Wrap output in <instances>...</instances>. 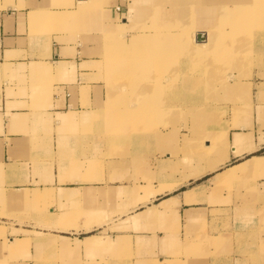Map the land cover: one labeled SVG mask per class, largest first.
<instances>
[{"label":"crops","instance_id":"0c3cea01","mask_svg":"<svg viewBox=\"0 0 264 264\" xmlns=\"http://www.w3.org/2000/svg\"><path fill=\"white\" fill-rule=\"evenodd\" d=\"M221 1L0 0V198L17 206L24 195L56 196L59 209L49 208L45 225H59L63 236L78 238L76 248L82 251L105 244L110 250L131 247L134 260L147 256V264H153L184 244L195 245L197 238L207 241L218 218L214 214L232 208L222 202L228 192L220 183L264 171V112L255 105L239 114L235 127L227 133L222 129L217 153L206 139L200 163L207 166L199 175L177 173L175 182L167 176L169 169L164 172L176 159L175 145L165 146L164 132L156 141L141 143L142 167L135 178L133 144L125 142L123 156H115L118 147L100 140L95 119L101 112L96 103L106 97L110 64L105 59L109 61L110 38L118 36V18L129 30L127 40L139 33L174 39L180 31L173 28L152 33L128 27L132 20L150 19L170 25L178 20L175 6L184 9L187 2L182 16L206 28L215 21L214 5ZM80 118L92 124L76 123ZM108 149L112 156L106 157ZM253 159L260 166L236 168L222 177ZM1 217L16 229L33 228ZM98 229L106 230L109 241L96 236Z\"/></svg>","mask_w":264,"mask_h":264},{"label":"rangeland","instance_id":"374dc122","mask_svg":"<svg viewBox=\"0 0 264 264\" xmlns=\"http://www.w3.org/2000/svg\"><path fill=\"white\" fill-rule=\"evenodd\" d=\"M250 1L253 4L246 12L233 0L218 2L214 5L215 21L207 22L206 28L204 23L190 22L185 17L178 21L186 10L179 6L174 10L178 20L170 25L150 19L132 20L128 27L152 33L173 28L183 33L174 39L158 36L162 33L142 38L139 33L127 40L129 30L117 19L118 36L110 38L109 61L105 59L110 64L104 77L106 97L96 103L101 112L95 120L100 122V140L118 147L115 156H123L125 142L133 144L135 178L141 172L143 141H156L157 135L164 132L165 146H176L172 149L176 159L164 171L169 169L166 175L175 182L177 173L188 170L194 174L207 166L200 163L206 139L211 140L213 153H217L222 129L235 127L239 114L251 112L255 105L264 112V94L258 93L264 85V0ZM152 10L156 14L157 6ZM198 33L205 34L206 39L194 41ZM80 120L76 123L92 124ZM178 142L183 143L181 147ZM105 156L112 155L109 152ZM101 164L105 168L104 161ZM220 185L228 192L222 202L232 208L214 214L218 218L213 221V235L207 241L205 237L197 238L195 245L184 244L179 251L175 249L173 256L157 257L153 264H264V171L240 175ZM39 195L35 199L21 196L17 206L12 199L0 198V264L149 262L147 256L134 260L137 256L131 247L110 250L105 244L93 251L76 248L81 243L78 238L63 236L59 225H45L46 212L51 207L59 209L56 196ZM1 216L33 228L16 229L13 223L3 222ZM94 232L99 239L109 241L106 230ZM21 234L27 238L18 239Z\"/></svg>","mask_w":264,"mask_h":264},{"label":"bare ground","instance_id":"6f19581e","mask_svg":"<svg viewBox=\"0 0 264 264\" xmlns=\"http://www.w3.org/2000/svg\"><path fill=\"white\" fill-rule=\"evenodd\" d=\"M233 3H236V4H240L243 8L241 9L243 12H246L247 11V9H250V6H252V1H250V0H233ZM184 5V9H186V7H188V3L187 2H185V4H183ZM160 11H162V9L160 8L159 9V12ZM180 11H182L181 9H180ZM261 11V10H260ZM151 12V11H150ZM152 12H154L153 10H152ZM237 12H239V11H237ZM183 19V16L182 15H180V18H179V20L178 21H181ZM238 29V28H237ZM118 30V29H117ZM172 30V29H171ZM183 33H180V34H178V36H180V35H182ZM236 35H240L239 33H235ZM250 34V32L247 34V35H249ZM213 35H217V34H215V33H213ZM219 35H221V34H219ZM204 36H205V34H204ZM219 38V37H218ZM206 38H204L203 40H198L197 39V37H196V40L197 41H204ZM125 46L127 47V44H125ZM264 90V85H262V86H260L259 87V91H263ZM133 110H135V109H133ZM225 133H227V131H228V127L226 126V128H225ZM258 164H260V161L259 160H251V161H248V162H246V163H244L243 165H240V166H237V167H232V168H229V169H227L224 173H222V177L223 178H225L226 176H228V175H230V174H234V171H235V169L236 168H242L243 170H252V169H255L257 166H260V165H258ZM195 175H199V172H195ZM174 186V185H173Z\"/></svg>","mask_w":264,"mask_h":264},{"label":"water","instance_id":"95a60500","mask_svg":"<svg viewBox=\"0 0 264 264\" xmlns=\"http://www.w3.org/2000/svg\"><path fill=\"white\" fill-rule=\"evenodd\" d=\"M205 38L204 34L198 33L197 34V39L198 40H203Z\"/></svg>","mask_w":264,"mask_h":264}]
</instances>
